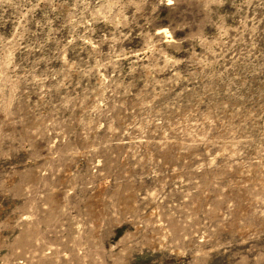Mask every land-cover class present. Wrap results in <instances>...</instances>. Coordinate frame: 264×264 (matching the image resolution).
Segmentation results:
<instances>
[{"label": "rangeland", "instance_id": "rangeland-1", "mask_svg": "<svg viewBox=\"0 0 264 264\" xmlns=\"http://www.w3.org/2000/svg\"><path fill=\"white\" fill-rule=\"evenodd\" d=\"M0 264H264V0H0Z\"/></svg>", "mask_w": 264, "mask_h": 264}]
</instances>
